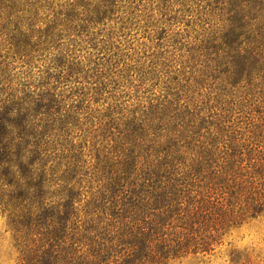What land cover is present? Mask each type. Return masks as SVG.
<instances>
[{"label":"trees","instance_id":"16d2710c","mask_svg":"<svg viewBox=\"0 0 264 264\" xmlns=\"http://www.w3.org/2000/svg\"><path fill=\"white\" fill-rule=\"evenodd\" d=\"M135 1L0 0L17 264L204 257L264 213V0H151L182 27L137 68L97 32Z\"/></svg>","mask_w":264,"mask_h":264},{"label":"rangeland","instance_id":"374dc122","mask_svg":"<svg viewBox=\"0 0 264 264\" xmlns=\"http://www.w3.org/2000/svg\"><path fill=\"white\" fill-rule=\"evenodd\" d=\"M134 6L129 10L119 8L98 26L97 32L98 37L101 35L113 43V51L123 54L119 64L124 61L137 68L143 61L137 63L135 59L163 52L174 39L172 31L182 25L165 23L151 0H137ZM0 264H17L13 233L6 215L1 212ZM167 264H264V213L230 230L210 255H189Z\"/></svg>","mask_w":264,"mask_h":264}]
</instances>
